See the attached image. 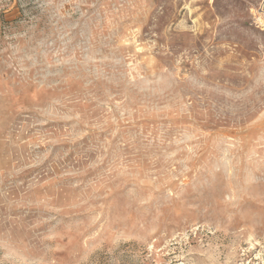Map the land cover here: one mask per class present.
Instances as JSON below:
<instances>
[{
	"label": "rangeland",
	"instance_id": "obj_1",
	"mask_svg": "<svg viewBox=\"0 0 264 264\" xmlns=\"http://www.w3.org/2000/svg\"><path fill=\"white\" fill-rule=\"evenodd\" d=\"M0 264H264V0H0Z\"/></svg>",
	"mask_w": 264,
	"mask_h": 264
}]
</instances>
